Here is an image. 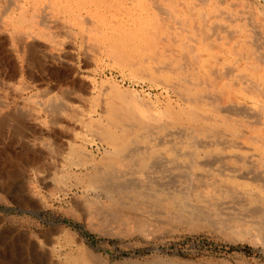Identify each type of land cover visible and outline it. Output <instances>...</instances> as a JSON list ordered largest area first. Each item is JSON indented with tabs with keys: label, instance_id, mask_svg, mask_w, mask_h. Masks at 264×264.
<instances>
[{
	"label": "rangeland",
	"instance_id": "1",
	"mask_svg": "<svg viewBox=\"0 0 264 264\" xmlns=\"http://www.w3.org/2000/svg\"><path fill=\"white\" fill-rule=\"evenodd\" d=\"M154 1V4L147 2L150 7L155 5L150 11L152 15L162 14L165 8L171 7L176 15L182 12L179 18L183 20L184 26H178L174 31L175 36L163 35L166 40L161 44H153L152 52L155 56L149 55L153 60L145 63H150L153 73L156 71L157 74L149 77L140 74L133 76V69L139 70L138 67L142 64L137 58L131 63L126 58L138 55L139 49L136 47L140 46L139 42L134 40L136 43L123 50L99 47L98 42L103 41L100 39L101 35L95 34L99 39H90L84 34L87 39H83L76 35L79 32L77 28L63 23L65 21L62 18L57 20L53 16L55 13H50L49 17L54 19L58 32L64 36L60 38L61 44L54 46L47 57L39 49V54L35 52L32 55L31 51L30 61L33 65L22 63L10 47L9 36L13 29L1 27L8 17L19 13L25 0H0V264H76L73 259L80 251L78 248L106 264H264L263 154L253 149L246 155L219 150L226 148L233 140L220 126L210 132L198 126V130L193 133L184 126L164 131L159 125H151L138 130L147 141L134 144L130 149V154L133 153L130 158L127 156L111 171L103 173L101 187L98 186L95 192L74 181L83 176L85 178V175L101 167L99 158L107 148L106 145L87 142L90 134L87 133V128L79 124L72 125L70 130L47 124L49 118L40 111L45 103L44 98H64V91L78 89V84L98 72H101L97 74L98 83L112 75L122 83L121 72L124 70L126 80L122 85L138 92L142 90L141 96L148 103L164 104L168 98L174 103L184 94V84L193 86L200 83V97L207 99L211 109L208 114V117L211 116L210 120L212 117L216 119L234 112L244 116L249 126L255 122L252 127H257L259 115L262 118L264 114V85L255 78L264 74V29L260 25L259 13L254 10L251 2L206 0L209 4L206 9L217 13L208 21L207 33L211 38L203 41L199 34L204 25L200 17L201 8L194 6L196 0ZM251 1L264 5V0ZM113 2L114 0H96V5L88 6L82 15L86 19L93 13V16L103 17L102 20L105 21H110L114 15L116 18L120 16L117 20L125 17L126 20L130 19L124 27L126 31L130 24L137 29L139 27L138 30L146 28L135 19V14H139L136 9L139 4L132 6L135 10L124 11L121 4ZM8 6L13 9L12 12L7 9ZM42 11L37 14L45 18L47 12ZM30 13L32 14L31 11ZM96 30L100 31L99 28ZM20 32V36L24 37V31ZM181 37L184 44L173 43V40ZM220 37H227V42H221ZM33 43L43 44L48 48L50 46L47 42ZM202 46H208L207 53L200 51ZM210 52H215L214 66L211 72L204 74L206 72L203 73V65ZM114 53L119 54L120 59L116 60ZM251 53L253 57L249 55ZM196 56L201 59H195ZM42 57L48 58L49 62L53 61L56 66H62L60 70L69 68L68 75L51 77L39 74L37 68ZM121 59H127L122 62L125 68L119 63ZM195 61H198L197 65ZM30 68L34 72L33 81L28 78ZM128 68L132 70L130 73ZM157 68L158 71L179 74L173 73L174 79L166 82L162 78L163 73L158 72ZM253 70H257L256 74ZM250 72L256 76L247 78L246 74ZM210 78L217 79V87L214 82L203 85ZM226 83L232 85L231 93L236 95L234 101L225 99L226 96L218 91ZM249 87L255 92H244ZM88 92L82 97L74 98L80 100L78 103L82 105V109L75 105L77 110H71L83 120L97 118L112 106L108 102L110 98L103 100L91 88ZM240 94L250 97L243 101L240 100ZM257 102L263 105L262 109ZM131 128L137 129L135 125ZM79 134L80 137L77 136ZM72 143L81 145V150L88 155L85 164L72 161L66 164L70 157L69 145ZM162 145H166L170 152L163 150L154 153L155 155H146V167L140 170L139 154L146 151L149 153L152 147ZM62 171H67V183L58 181L63 175ZM104 189L110 190L119 202L137 207L131 212H123L119 208L108 206ZM134 191L144 195V198L130 196ZM157 191L162 193L164 199L170 198L174 205L168 208L158 200H153L151 197Z\"/></svg>",
	"mask_w": 264,
	"mask_h": 264
},
{
	"label": "bare ground",
	"instance_id": "2",
	"mask_svg": "<svg viewBox=\"0 0 264 264\" xmlns=\"http://www.w3.org/2000/svg\"><path fill=\"white\" fill-rule=\"evenodd\" d=\"M128 1H130V3L127 4ZM247 1L251 2L255 11L256 10L258 11L259 16L261 18L260 25L262 26V29H264V5L259 4L258 2H253L251 0H247ZM117 2H118V5L121 4V9L124 11L135 10V8H132V6L135 4H139V7L136 8L139 14H137V13L135 14V16H136L135 19L139 20L141 22V25H144L146 28L138 30L139 27L137 29L135 25H134L135 26L134 27L133 25L130 24L128 31H126V29L124 30V27L126 24L129 23L130 19L126 20V18L124 17V18H121L120 20H117V18L120 16H117V18H116V15H114L115 17L110 15L112 17L111 20L105 21V20H102L103 17L101 19V18H97V17L93 16V13H90L91 11H89L90 14H89L88 18L85 19L84 16L82 15V12L85 11V9L89 8L90 6L92 7V5H96V0H25V4L19 8V13L16 12V13H14L15 15H13L12 17H8V20L3 22L1 28L8 26V27H11L13 29V31L11 32V35L9 36L10 37V41H9L10 47L14 50L18 60H20L22 63L32 64L30 61V59H31L30 58V52L31 51H32V55H34L35 52L38 53V49H39L40 52L43 53L45 55V57H47L48 54L50 52H52V49L54 46L61 44L60 38L64 37V36H62L60 31L58 32L59 28H58V26H56L54 19L49 17L50 13H52V14L55 13V14H53V16H55L57 20L62 18L63 21H65L63 23H66L70 26L77 28L79 30V32H77L76 35H80L81 37H83V39L86 38V36L84 34H87L90 39L94 38V37L99 39L97 35H101L102 38H100V39H102L103 41L98 42L99 47L102 46L105 49H108V48L114 49L115 48L116 50H118V48H120L121 50H123L124 47H126V48L130 47L131 44L134 43L135 41L139 42L140 46L136 47L137 50L139 49V51H137L138 55L134 54V55H130V56L126 57V58H128V61L130 63L132 60H136V58H137L138 60H140V62L142 64L140 67H138L139 70L133 69V73H134L133 76L134 75L138 76V74H140V75L153 77L157 73H156V71H155V73H153L154 70L151 69L152 66L150 63L147 64L148 60H151V59L153 60V57L149 56V55H154L152 52L153 44H161L162 41L166 40L163 38V35L175 36L174 31L176 29H178V26H180V27L184 26L183 20H180V18H179V15L182 12H180L179 15H178V13L176 15L171 10L172 8L168 7V8L164 9L162 14L158 13V15L157 14L152 15V13H150V11H151L152 7H154L155 5L154 6L151 5L152 7H150V5L147 2H151L154 4V2H155L154 0H114L113 3L116 4ZM175 4L177 5V3H175ZM167 5L169 6L168 3H167ZM194 6H198L201 8L200 17H202L201 22L204 25V29H203L204 31L200 30L199 35H200V37L203 38V41H205V40L209 39V37L211 36V35L209 36V34L207 33V28L209 26L208 21L217 12L215 10H207L206 9V7L209 6V4H207L206 0H196L194 2ZM183 8H181V10ZM7 9L10 12L13 11V9L11 7L9 8V6ZM93 9H95V8H93ZM42 10L47 12L45 18L43 15L39 16L37 14L38 11H42ZM5 11L6 10H4V12ZM30 11L32 12V14L30 13ZM177 11H178V9H177ZM187 11H189V10H187ZM191 13H192V11H191ZM101 15H103V13ZM7 16H9V15H7ZM38 17H40V19ZM46 17L48 18V21H47ZM89 17H91V18H89ZM188 24H189V22H188ZM131 26H133V27H131ZM189 26H191V25H189ZM96 28H99L100 31L97 32ZM220 29H222V28H220ZM182 30H183V28H182ZM0 31L2 32L1 29H0ZM20 31H24V33H25L24 37L20 36V34H21ZM13 32L15 35L13 34ZM217 32H219V31H217ZM126 33H128L127 37L125 36ZM17 34H18V36H17ZM65 34H67V33H65ZM95 34H97V35H95ZM68 35L69 34H67L66 37ZM130 35H132L133 37H131ZM260 37H261V35H260ZM220 39H221V37H220ZM220 39L218 38L217 40H220ZM127 40H129L130 42H127ZM226 40H227V37H224V39L223 38L221 39V42H227ZM229 40H230V38H229ZM34 41H36V42L40 41V42H44V43L47 42L48 45H50V46L48 48L46 45H43V44L42 45H36L38 43L34 44L33 43ZM183 41L184 40L181 37V38H178V39L176 38L175 40H173V43L176 44V43L181 42L182 44H184ZM194 42L196 43L197 40H195ZM199 42H201V41H199ZM29 43H30V45H28ZM197 44H199V43H197ZM206 44L207 43H205V45ZM211 44H213V43L211 42ZM225 44L227 45V43H225ZM235 45L237 46V44H235ZM215 46H216V43H215ZM244 46H246V45H244ZM186 47H187V45H186ZM216 48H218V47H216ZM193 49L194 48L191 49V52ZM213 49L214 48H212V50ZM222 49H223V47H222ZM207 50H208V46H207V48L205 46H202L200 48V51H203V52L205 51L206 53H207ZM62 51H64V50H62ZM210 53L211 54L209 55V57H207L208 59L207 58L205 59V61H206L205 64L203 62V64H204L203 65V73L206 72L204 74L211 72L213 69L212 67L214 66L213 63L215 62L214 59L216 58V56H213V55L215 52L214 53L210 52ZM227 53L230 54V52H228V50H227ZM114 54L116 55L115 56L116 60L120 59L119 54H117V53H114ZM216 54H217V52H216ZM247 54H248V52H247ZM198 55H200V54H198ZM201 55H202V53H201ZM234 55H236V53ZM249 55L251 56L252 53ZM231 56H233V54ZM84 57H87V56H84ZM196 57H195V59H201L199 56L197 58ZM252 57H253V55H252ZM42 58L39 59L40 65L38 64L39 68H37V70L39 71V74L45 75V76L50 75L51 77L60 76V75H62V76L68 75V73L70 71L69 68L64 67L60 70V67H62V66H56V64L53 63V61L49 62L48 58H45V59L44 58L42 59ZM254 58H256V57H254ZM59 59L60 58H58V60ZM63 59H65V58H63ZM124 60H127V59H121V60H119V63L122 64V62ZM193 60H194V57H193ZM38 61H37V63H38ZM199 61H201V60H199ZM145 62H147V63H145ZM197 62H196V65H197ZM252 62H254V60ZM80 64H82V62ZM258 64H259V62H258ZM113 66H111V67L113 68ZM121 66H123V68H125V64H122ZM53 67H55V68H53ZM255 67H257V65L254 66V68ZM26 68L27 69L29 68L28 65ZM79 68H80V65H79ZM96 68H98V67H96ZM136 68L137 67H135V69ZM251 68H253L252 65H251ZM166 69L169 70V68H167V67H166ZM30 70H31V68L29 69V75L27 73V75L29 77L28 76L27 77L29 78V80L33 81L35 79L33 76L34 72H32V70L31 71ZM130 70L131 69H129V73L132 71V70L131 71ZM156 70L158 71V68ZM123 71L121 72V75L123 77L122 83H124V81L126 80L125 75L123 74ZM256 71H254L255 74H256ZM158 72L163 73L161 75L163 76L162 78L166 82L167 81L171 82V80L174 79L173 76H174L175 72H173L174 74L168 73L165 70H161ZM98 73L101 74V72H98ZM254 73L250 72L249 74H246V77L247 78L251 77V76L255 77L256 75H254ZM97 74H94L93 77H91V78L89 77L90 78V79L88 78L89 80L87 79L86 81H82L81 84H78V89L75 90L74 88H72V91L66 90V91H64V93L61 92L65 95L64 98L63 97H57L56 99H51V98L46 99V98H44L45 95L42 96V98H44L45 103L43 104L42 109L40 110L42 113L45 114V116H47V118H49V120L47 121V124H52V125L55 124L56 127L58 126L60 129L62 128V129H66V130H70L72 128V125L76 126L79 124L82 127L87 128L86 131H87V133L90 134L89 138L87 140L84 138V140H86L89 143L90 142L91 143H93V142L98 143L99 142L101 144L106 145L107 148L104 149L103 153L101 154V157L99 158V160L102 163L101 167H99L98 170L96 169V171L85 175V178L83 176L82 178L75 179V181H74L76 184H79L86 189L95 190L96 188H99L98 186L101 187L100 181H101V177L103 176V173H105L107 171H111L118 163H120L122 160H125L127 156H129V158H130V156L133 154L132 152L130 154V149L133 147V145L136 143H142V142L147 141L146 140L147 138L145 136H142L138 132V130L143 129V128L148 127V126H151V125H155V126L159 125V126H161V128H163L164 131L174 129V128H177L179 126H184V127H187L188 129L192 130V132L194 130H198V126L199 127L201 126V128L203 130L208 131V132H210L213 129L220 126L223 129H225L226 133L228 132L227 134H229V136L231 138H233V140L231 139L232 143L229 145H226L227 146L226 148L224 147V148H221L219 150H224L226 152L240 153V154L246 155V154H249L251 149H253L254 151L259 152V154L261 153L264 155V114H263L262 118H261V115H259L260 117H258V119L256 121L257 127L254 126L255 128L252 127V125H254L255 122H254V124L249 122V123H251V126H249L250 124H248V120L244 116L238 115L236 113L234 114V112H232L233 114L226 115V116H224L225 115L224 114L222 117H220L221 119L219 117H216V119H214L212 117V119L210 120L209 117H211V116L208 117V114L211 112V109L208 107L209 102H207V99H205V97L204 98L200 97V95L202 94L201 93L202 88L199 85L200 83H198V85L193 84V86H187L186 84H184L182 87L184 94L182 96L180 95V97H179L180 99L178 101H175L174 103L171 99L168 98V99H166L164 104H162V103L160 104V103L156 102L154 105L153 103H148L149 101H147L146 99H144L141 96L140 92L142 90L141 91L139 90L140 92H138L136 90H132L133 88H130L129 86L125 87L124 85H122V83L119 80H117L115 77H113L114 75H112L110 77L107 76L105 79H102L98 83V78H97L98 75ZM176 74H179V73H176ZM209 75H211V74H209ZM90 76H92V75H90ZM85 77H87V76H85ZM205 78H206V76H205ZM255 78L257 80H259L264 85V74L260 75L259 77H255ZM8 79H9V77H8ZM129 82H127V83H129ZM213 82H214V84L217 83V85L215 86V87H217L218 86L217 79L211 80V78H210V80H208V82L207 81H206V83L204 82L203 85L206 86V85L212 84ZM258 84L259 83H257V85ZM262 84H260V85H262ZM89 88L97 91L98 95L100 94L103 97L102 99L105 101H107V97L110 98L108 100V102H110L112 104V106H110L111 108H109L107 106L109 109H105L103 111L104 113L99 115V117H97V118H93V117L89 116L90 118H88L87 120L86 119L83 120L79 117V115H77L75 112H72L71 110L72 109L77 110V108H75V105L78 107V109L82 107V105L80 103H78V102H80V100L78 101L76 99L79 97H82V95L85 94L86 91L88 92ZM231 88H232V85L230 86L229 83H226L225 85L219 87L218 91L226 96L225 99H227L229 101H234L236 99L235 98L236 95H232L231 90L233 88L232 89ZM50 92H52V90ZM244 92L253 93V92H255V90L253 88L249 87V88H245ZM88 93H90V91ZM171 93H173V92H171ZM166 95H167V93H166ZM240 95H242V94H240ZM147 96H148V93H147ZM168 96H170V95L168 94ZM75 97H76V99H74ZM249 97H248V95L244 94V95L240 96V100L246 101V99H248ZM148 98H149V96H148ZM250 100H253V98ZM157 101H158V99H157ZM255 101H257V100L255 99ZM151 102H152V100H151ZM248 102H250V101H248ZM238 103H241V101L240 102L238 101ZM47 105H48V107H47ZM258 105H259V103H258ZM260 105H261V103H260ZM233 106H234V104H233ZM262 107H263V105H261V108L260 107L259 108L262 109ZM49 109H51V110H49ZM239 109H240V107H239ZM221 110H224V109L222 108ZM216 112L219 113V111H216ZM222 112H224V111H222ZM213 116H215V115H213ZM233 116H236V117H233ZM47 124H45V125H47ZM258 124H259V126H258ZM132 125H135V127L137 129H132L131 128ZM260 125H262L263 127H260ZM81 126H79V128H81ZM77 136L80 137L81 135L79 134ZM226 137H227V135H226ZM49 138L51 139V135H49ZM52 146H53V144H52ZM80 146L79 145L76 146L73 143L69 145L70 151H68L69 152L68 154L70 155V157H69V160L66 164L70 163V161L79 162L80 164H85L87 162L89 157L86 153H84L81 150ZM160 149H162V150H160ZM66 150H68V147L66 148ZM159 151L160 152L166 151L167 153H169L170 149L166 145H162V146L152 147L151 152H149V153H148V151L140 153L139 155H141V156H140V160L138 161V165L140 167V170L144 169L146 167V162H147L146 155L154 154V153H157ZM231 159H232V157H231ZM65 168H64V170H65ZM196 168L198 169V166H196ZM66 173H67V171H65V172L62 171V174L64 176L63 175L60 176L61 181L58 180L59 182L67 183V182H65V180H66L65 174ZM97 191H98V189H97ZM104 191H106V190L104 189ZM109 191L110 190H107L104 193V195L107 199V202L109 204L108 206H111L112 208H115V207L119 208L123 212H127L130 210L132 211V209L136 206V205L135 206H127L126 204L122 203L123 201L119 202L115 198L114 194H112ZM95 192H96V190H95ZM134 192H132V194H130V196L134 195V197L136 196V197L144 198V195L141 196V194L139 195V193H136V192L134 193ZM100 194H102V193H100ZM151 198H153V200H158V202H160L161 204H163L165 207H168V208H171L174 205L173 202H171L170 198H167V199H169V201L166 198H165L166 199L165 200L160 191H157V193L154 195V197H151ZM78 250H80V251H78V254L75 255V257L73 259L76 264H106L101 259H98L97 257H93V256L85 253L83 251V249L78 248Z\"/></svg>",
	"mask_w": 264,
	"mask_h": 264
},
{
	"label": "water",
	"instance_id": "3",
	"mask_svg": "<svg viewBox=\"0 0 264 264\" xmlns=\"http://www.w3.org/2000/svg\"><path fill=\"white\" fill-rule=\"evenodd\" d=\"M85 239H87V238H85ZM89 243H90V241H88ZM90 245L92 246V244L90 243ZM96 249V248H95Z\"/></svg>",
	"mask_w": 264,
	"mask_h": 264
}]
</instances>
